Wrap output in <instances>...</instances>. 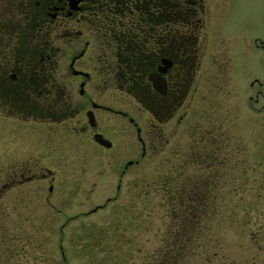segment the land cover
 <instances>
[{
    "label": "rangeland",
    "instance_id": "rangeland-1",
    "mask_svg": "<svg viewBox=\"0 0 264 264\" xmlns=\"http://www.w3.org/2000/svg\"><path fill=\"white\" fill-rule=\"evenodd\" d=\"M204 4L206 48L225 63L231 61L222 64L229 68L219 77L227 88L222 116L225 137L238 148L240 163L226 159L231 148L225 142L224 177L217 186L205 179L209 169L201 168V162H185L188 137L183 130L202 127L203 115L196 111L199 93L193 100L189 95L184 108L194 103L183 125L174 128L180 138L171 135L159 154L149 151L140 168L123 175L124 163H104L108 156L97 147L83 154L74 143L52 151L27 149V157L31 151L55 174L8 191L5 209L14 212L0 216V264H264V114L249 104L250 93L260 89L258 84L252 87L251 80L264 82V50L258 47L264 42V0ZM4 11L0 7V17ZM3 45L1 36L0 48ZM210 71L201 72L205 88L215 73ZM201 76L197 74L192 91L197 85L200 92ZM90 92L101 104L133 102L117 90ZM255 105L262 108L264 101ZM131 107L133 103L126 104ZM45 134L47 125L0 114V161L23 160L27 136ZM129 146L127 150L135 147ZM1 167L0 182L10 181L12 170ZM190 184L198 194L208 195L192 199L191 211L187 205L179 209L175 192H188ZM40 187L43 197L37 200L34 193ZM116 193L118 200L87 214Z\"/></svg>",
    "mask_w": 264,
    "mask_h": 264
},
{
    "label": "flooded vegetation",
    "instance_id": "flooded-vegetation-1",
    "mask_svg": "<svg viewBox=\"0 0 264 264\" xmlns=\"http://www.w3.org/2000/svg\"><path fill=\"white\" fill-rule=\"evenodd\" d=\"M200 2L204 18V0ZM70 4L69 0L29 3L27 0H0V7L5 9L0 17V37L5 45L0 48V114L16 120L39 122L47 125L49 131V134L34 139L27 136L23 160L6 158L0 161L1 168L12 170L10 181L0 182V216L14 212V209H5L10 189L54 177V171L32 155V149L52 151L58 145L74 143L76 152L83 154L97 147L108 156L104 163H124L122 175L126 174L131 168H140L149 151L159 154L168 137L180 138V130L174 128L183 125L188 109L194 103L192 101L184 108L189 95H193V100L198 93L201 103L199 109L196 105V111L203 115L202 127L192 132L183 130L188 137L185 162H201V168L209 169L205 179L217 185L224 177V152L227 151L224 143L231 148L226 159L237 165L240 158L238 148L229 136L225 137L222 116L221 101L227 88L223 78L219 77H224V71L229 68H221L222 64L229 66L231 61L225 63L218 53L206 48V20H200L199 27L183 28L186 41L179 44L175 42V27L170 23L162 27V34H157L154 58L148 66L131 75L123 65L117 64L119 59L113 61V55H110L113 51L107 52L108 43L104 39L108 36H101L97 20H86L85 0H80L77 10ZM27 11L33 20H27ZM100 36L102 44L98 42ZM159 36L164 40L159 41ZM258 47L264 50V42ZM118 52L119 57L125 56L121 50ZM96 60L99 65L95 64ZM208 69L215 73L209 76L210 87L205 88L206 77L201 76V72L207 73ZM198 73L202 80L200 92L197 85L192 91ZM151 76L158 78L159 89ZM256 84L260 89L250 93L249 104L260 115L264 114V105L257 108L255 104L264 101V82L253 78L250 85L255 87ZM94 88L126 94L131 97L133 102L130 103L134 107L127 109L126 104L130 106L127 102H121L119 106L97 103L90 92ZM97 137L109 146L99 143ZM130 144L135 147L127 150ZM27 149L31 150L28 157ZM119 189L120 185L117 186ZM187 189L188 192L182 193L177 190L174 198L186 201L184 205L191 211L192 199L198 195L202 198L207 193L198 194L192 184ZM53 190L50 188V194ZM34 194L41 200V187ZM119 197L118 193L109 196L106 204L97 205L87 214L106 208ZM45 199L49 200L48 197Z\"/></svg>",
    "mask_w": 264,
    "mask_h": 264
},
{
    "label": "trees",
    "instance_id": "trees-1",
    "mask_svg": "<svg viewBox=\"0 0 264 264\" xmlns=\"http://www.w3.org/2000/svg\"><path fill=\"white\" fill-rule=\"evenodd\" d=\"M84 13L86 20H97L101 36H108L104 39L107 52L113 51V61L119 59L117 64L131 75L154 58L157 34L162 27L169 23L175 27V42L179 44L186 41L183 28L199 27L200 20H204L200 0H85ZM27 16V20H33L28 11ZM101 36L98 42L102 44ZM118 50L125 56L119 57ZM176 204L177 208H184L186 201L178 200Z\"/></svg>",
    "mask_w": 264,
    "mask_h": 264
},
{
    "label": "water",
    "instance_id": "water-1",
    "mask_svg": "<svg viewBox=\"0 0 264 264\" xmlns=\"http://www.w3.org/2000/svg\"><path fill=\"white\" fill-rule=\"evenodd\" d=\"M70 1V5H71V8L72 9H74V10H77L78 9V4H79V2H80V0H69ZM169 65H171L170 63L168 64V66ZM151 80L155 83V86H156V88H158L159 89V86H160V82H159V80H158V78L157 77H154V76H151ZM97 141L99 142V143H102V144H104V145H107V143H106V141H103V140H101L99 137H97ZM109 145H107V147H108Z\"/></svg>",
    "mask_w": 264,
    "mask_h": 264
}]
</instances>
